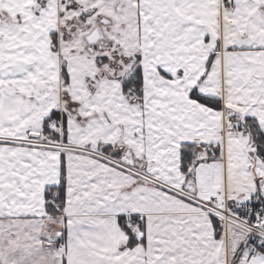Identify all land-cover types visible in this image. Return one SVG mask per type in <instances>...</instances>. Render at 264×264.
Instances as JSON below:
<instances>
[{
    "label": "snow or ice",
    "instance_id": "obj_1",
    "mask_svg": "<svg viewBox=\"0 0 264 264\" xmlns=\"http://www.w3.org/2000/svg\"><path fill=\"white\" fill-rule=\"evenodd\" d=\"M0 264H264V0H0Z\"/></svg>",
    "mask_w": 264,
    "mask_h": 264
}]
</instances>
